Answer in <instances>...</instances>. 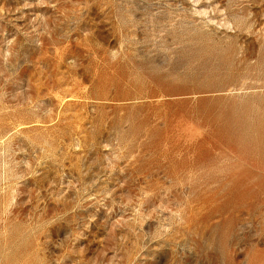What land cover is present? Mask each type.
Here are the masks:
<instances>
[{
  "label": "rangeland",
  "instance_id": "1",
  "mask_svg": "<svg viewBox=\"0 0 264 264\" xmlns=\"http://www.w3.org/2000/svg\"><path fill=\"white\" fill-rule=\"evenodd\" d=\"M0 264H264V0H0Z\"/></svg>",
  "mask_w": 264,
  "mask_h": 264
}]
</instances>
